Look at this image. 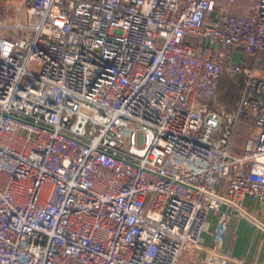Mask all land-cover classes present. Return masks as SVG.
Returning a JSON list of instances; mask_svg holds the SVG:
<instances>
[{
  "label": "built area",
  "instance_id": "built-area-1",
  "mask_svg": "<svg viewBox=\"0 0 264 264\" xmlns=\"http://www.w3.org/2000/svg\"><path fill=\"white\" fill-rule=\"evenodd\" d=\"M237 1L0 0V264H242L199 243L264 209V81L232 61L264 0Z\"/></svg>",
  "mask_w": 264,
  "mask_h": 264
},
{
  "label": "crops",
  "instance_id": "crops-1",
  "mask_svg": "<svg viewBox=\"0 0 264 264\" xmlns=\"http://www.w3.org/2000/svg\"><path fill=\"white\" fill-rule=\"evenodd\" d=\"M254 6L253 0H239L233 5L225 4L224 9L227 13H242ZM232 61L249 67L255 77L264 81V50L246 56L235 52ZM244 128V123L238 126L234 139L237 144L242 145L246 140ZM243 209V215L224 207L209 212L199 238L200 246H219L242 264H264V209L248 197L244 199Z\"/></svg>",
  "mask_w": 264,
  "mask_h": 264
},
{
  "label": "trees",
  "instance_id": "trees-1",
  "mask_svg": "<svg viewBox=\"0 0 264 264\" xmlns=\"http://www.w3.org/2000/svg\"><path fill=\"white\" fill-rule=\"evenodd\" d=\"M238 86H239L238 80L232 79L231 77L225 75L220 84L221 100H223V98L225 99V97H227L228 99L229 96L235 98Z\"/></svg>",
  "mask_w": 264,
  "mask_h": 264
},
{
  "label": "rangeland",
  "instance_id": "rangeland-1",
  "mask_svg": "<svg viewBox=\"0 0 264 264\" xmlns=\"http://www.w3.org/2000/svg\"><path fill=\"white\" fill-rule=\"evenodd\" d=\"M221 101H222V103L229 104L230 102L234 101V98L232 96H229L228 99H227V97H225V99L223 98V100H221Z\"/></svg>",
  "mask_w": 264,
  "mask_h": 264
}]
</instances>
